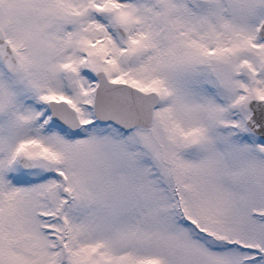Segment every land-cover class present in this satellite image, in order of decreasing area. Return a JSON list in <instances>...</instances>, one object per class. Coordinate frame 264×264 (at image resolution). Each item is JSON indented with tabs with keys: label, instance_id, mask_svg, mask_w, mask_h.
<instances>
[{
	"label": "snow or ice",
	"instance_id": "6c2138e0",
	"mask_svg": "<svg viewBox=\"0 0 264 264\" xmlns=\"http://www.w3.org/2000/svg\"><path fill=\"white\" fill-rule=\"evenodd\" d=\"M0 264H264V0H0Z\"/></svg>",
	"mask_w": 264,
	"mask_h": 264
}]
</instances>
